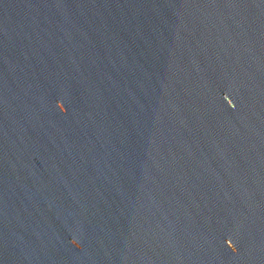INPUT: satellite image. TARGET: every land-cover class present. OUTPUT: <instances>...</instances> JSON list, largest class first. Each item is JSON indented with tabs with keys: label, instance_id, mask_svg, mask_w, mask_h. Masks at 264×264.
Listing matches in <instances>:
<instances>
[{
	"label": "water",
	"instance_id": "water-1",
	"mask_svg": "<svg viewBox=\"0 0 264 264\" xmlns=\"http://www.w3.org/2000/svg\"><path fill=\"white\" fill-rule=\"evenodd\" d=\"M0 264H264V0H0Z\"/></svg>",
	"mask_w": 264,
	"mask_h": 264
}]
</instances>
